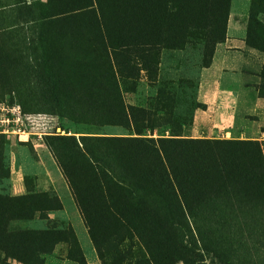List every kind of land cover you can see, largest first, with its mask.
Returning a JSON list of instances; mask_svg holds the SVG:
<instances>
[{
	"label": "rangeland",
	"instance_id": "obj_1",
	"mask_svg": "<svg viewBox=\"0 0 264 264\" xmlns=\"http://www.w3.org/2000/svg\"><path fill=\"white\" fill-rule=\"evenodd\" d=\"M238 1L264 98V0ZM228 4L0 0V101L50 115L55 133L47 147L0 139V258L87 264L73 236L87 227L101 264H264V125L193 129Z\"/></svg>",
	"mask_w": 264,
	"mask_h": 264
},
{
	"label": "crops",
	"instance_id": "obj_2",
	"mask_svg": "<svg viewBox=\"0 0 264 264\" xmlns=\"http://www.w3.org/2000/svg\"><path fill=\"white\" fill-rule=\"evenodd\" d=\"M233 1L231 0V9L227 17L225 39L221 44L216 45L211 65L203 69L202 72L201 77L205 81L201 83L200 91L203 107H197L193 115V129L197 133L208 125L226 135L232 132L231 128L237 118L239 123L248 122L251 119L253 125H264V98L259 96L260 87H258L259 82L256 81V78L259 77L247 73V67L256 63L258 59L260 60L261 54L247 45V8H243L246 5L235 0V7L233 8ZM259 79L261 80V78ZM241 110H243V115L246 118L244 116L240 118ZM246 134L245 129L240 128L239 138H255L254 132L252 136ZM256 138L264 141V132H261ZM44 171L48 175L52 173L47 168H44ZM52 174H54V178L51 176L50 178L57 180L58 176L55 173ZM43 177L45 178V174ZM23 183V179L22 182H19L17 177L12 187L15 191L33 190L35 188L34 182L32 186L25 183L23 185ZM57 183L58 187L64 190L61 185L63 183L60 180H57ZM63 185H65L67 193L70 194L67 184ZM73 236L79 243L80 250L84 253L86 263L101 264L96 256L95 258L93 256L88 257L85 254V252L95 254L94 242L87 227L79 232L74 230ZM63 246L62 248L61 245H57L54 252L61 248L66 253V247ZM65 261L69 260L65 259Z\"/></svg>",
	"mask_w": 264,
	"mask_h": 264
},
{
	"label": "built area",
	"instance_id": "obj_3",
	"mask_svg": "<svg viewBox=\"0 0 264 264\" xmlns=\"http://www.w3.org/2000/svg\"><path fill=\"white\" fill-rule=\"evenodd\" d=\"M54 119L44 113H25L15 101H0V139L30 142L34 148L47 147L46 140L55 135Z\"/></svg>",
	"mask_w": 264,
	"mask_h": 264
},
{
	"label": "trees",
	"instance_id": "obj_4",
	"mask_svg": "<svg viewBox=\"0 0 264 264\" xmlns=\"http://www.w3.org/2000/svg\"><path fill=\"white\" fill-rule=\"evenodd\" d=\"M227 8H230V0H229V4L227 6ZM228 14V13H227ZM228 16V15H227ZM246 38H247V33H246ZM225 39V38H224ZM224 41V40H223ZM247 44H248V38H247ZM262 90V88L260 87V91ZM260 93V92H259ZM20 105V104H19ZM20 107L22 108V111L25 112V113H29L27 112L23 106L20 105ZM52 144H54V137H50L46 140V146H52ZM236 145H244L243 143H237ZM167 167L168 169L170 170V166H169V163L167 162ZM5 210L8 211V208L7 206L5 207ZM48 234V233H46ZM91 236V234H90ZM92 238V236H91ZM93 240V239H92ZM56 243V242H55ZM72 246V245H71ZM45 251H32L30 252V259L29 261L26 263L24 262L25 260H20L18 257L16 256H10L9 254H7L6 252H4L5 256H2L0 258V264H13V262H16L18 264H30V262L33 260V259H36V255L38 253H44Z\"/></svg>",
	"mask_w": 264,
	"mask_h": 264
}]
</instances>
